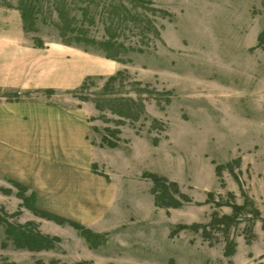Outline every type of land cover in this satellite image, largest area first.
Listing matches in <instances>:
<instances>
[{"label":"rangeland","instance_id":"rangeland-1","mask_svg":"<svg viewBox=\"0 0 264 264\" xmlns=\"http://www.w3.org/2000/svg\"><path fill=\"white\" fill-rule=\"evenodd\" d=\"M3 102L24 122L39 107L38 135L70 152H11L18 181L0 164V264H251L248 247L264 251V0H0ZM10 225L57 241L18 248Z\"/></svg>","mask_w":264,"mask_h":264},{"label":"crops","instance_id":"crops-1","mask_svg":"<svg viewBox=\"0 0 264 264\" xmlns=\"http://www.w3.org/2000/svg\"><path fill=\"white\" fill-rule=\"evenodd\" d=\"M7 102L0 103V154H2L5 158L0 157V164H3L7 170H9L11 161L13 164L15 163V166L18 170L10 174L6 172V174L10 175L12 178L11 173L13 174V178L15 180H19V176H22L24 172L21 170V168L24 166V160L22 159V156L20 154H17L15 158H13L11 155V152H43L44 147L47 146H52L56 145V147L61 150V152H70V150H65V144H68L69 141H63V138H57L52 140H47L42 136L38 135V130L41 129V127L44 125L42 121V115L44 112L39 111V107H32V109L38 111L39 113H36V115L30 114L28 117V121L24 122L21 114L23 111H15L16 113H13V109H11ZM57 119H54L56 121ZM57 127L53 128V131H66L68 128H71L72 130H76L74 124L71 125V123L65 121L63 123H59V120H57ZM40 137V138H39ZM79 142H82L80 137H79ZM77 146H75L74 151L71 150V152H75L77 150ZM86 151V150H84ZM83 151V152H84ZM3 152V153H1ZM34 155L35 158V154ZM27 163V162H26ZM18 175V176H14ZM9 177V176H8ZM21 181V180H20ZM256 245L248 247L247 252L249 253L250 256H252L251 264H257L262 262L261 259L259 261H253L254 258H260L263 256L264 258V251L262 253L258 254L256 251ZM240 253L236 255L234 258L237 260V256ZM262 258V259H263ZM264 261V260H263ZM237 264V263H236Z\"/></svg>","mask_w":264,"mask_h":264},{"label":"trees","instance_id":"trees-1","mask_svg":"<svg viewBox=\"0 0 264 264\" xmlns=\"http://www.w3.org/2000/svg\"><path fill=\"white\" fill-rule=\"evenodd\" d=\"M24 13V12H23ZM23 19L25 22V25L27 24V20H26V15L23 14ZM90 45H95L94 42L89 43ZM98 46L106 52V57H110L113 58L114 57V53H112L111 51L109 53H107V48L106 46H104L102 43H98ZM115 78V77H114ZM114 78H110V81L113 80ZM140 92V91H139ZM154 181L157 183V181L160 180V178L156 177V176H152ZM158 202V198H156V205ZM32 213L34 214H39L42 218L45 219H49L52 220L56 223H67L69 224L70 222H68L67 220L64 219H60L59 217H54L51 216L49 214H47L46 212H41L39 210H37L36 208L33 207H29L28 208ZM244 206H237L234 205L232 210L233 213L230 216H223L222 220H226V221H230V222H235V219L239 213V211L243 210ZM256 215V214H255ZM262 223H264V219L260 220ZM29 224V223H28ZM10 229L6 230V234L8 239H10L18 248H25L28 250H41V249H48L53 247V242L57 241L56 238H50L49 236H44L42 234H40L39 232H31L30 230H26V228L24 226H14L12 227L11 225L8 226ZM73 228L76 230H80L82 229V227L79 224L73 225ZM12 229V231H11ZM86 233L85 231L81 232V235L84 236L85 240L87 242H89L87 236H85Z\"/></svg>","mask_w":264,"mask_h":264}]
</instances>
